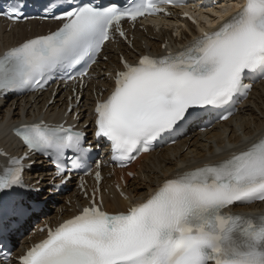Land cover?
Here are the masks:
<instances>
[{
  "label": "snow or ice",
  "instance_id": "1",
  "mask_svg": "<svg viewBox=\"0 0 264 264\" xmlns=\"http://www.w3.org/2000/svg\"><path fill=\"white\" fill-rule=\"evenodd\" d=\"M184 2L125 0L121 6L114 0L105 6L47 0L43 11L62 24L0 54V95L40 89L77 65L84 67L68 79L82 80L107 42L117 35L127 40L123 21L168 15L165 5ZM236 8L179 52L145 54L135 62L121 57L111 91L93 109L94 136L110 143L112 159L121 167L135 153L151 151L166 133L182 132L203 111L246 94L248 77L264 79V0H243ZM0 15L19 21L21 7ZM15 135L29 151L21 156L0 151L7 161L0 166V226L33 211L17 192L25 187L24 161L31 154L50 158L66 182L92 151L85 133L74 126L40 120L20 125ZM95 179L102 180L98 170ZM255 201H264V138L226 159L176 173L123 211H106L103 197L98 202L93 191L88 206L55 228L47 227V237L20 256L19 264H264V214L226 211Z\"/></svg>",
  "mask_w": 264,
  "mask_h": 264
},
{
  "label": "bare ground",
  "instance_id": "2",
  "mask_svg": "<svg viewBox=\"0 0 264 264\" xmlns=\"http://www.w3.org/2000/svg\"><path fill=\"white\" fill-rule=\"evenodd\" d=\"M176 22L182 23L178 18ZM168 24L176 25V28L171 29L167 26L153 27L147 25L143 30L135 31L133 52L129 51L125 46H119V50L123 51L127 57H136V52H145L147 49H152L159 52L162 43L166 39L172 46L183 42V38L194 32V28L189 23H184L178 26L176 23ZM33 26V24H31ZM27 28H17L12 33L6 32V29L0 30V51L13 46L15 42H20L27 38ZM179 29V30H177ZM177 30V32H176ZM172 33L175 37L172 36ZM179 35V36H178ZM122 52V53H123ZM135 52V53H134ZM111 64H115V59H110ZM109 72L108 63H103L97 73L95 81L90 84L89 89L84 88L82 104L77 108L80 113V118L86 117L90 110V104L94 95H99L103 92V87L108 86L109 81L105 79L103 68ZM68 89L60 88L54 103L50 105L46 112L47 119L57 117L55 110L60 109L65 105L63 97L69 95ZM50 93H45L38 97L33 102L25 100L23 103L18 100H12L10 103L0 104V145L12 151L19 150V146L15 143L11 136L10 130L22 122L25 118L38 117L41 111L45 109ZM60 119V116H59ZM88 122V119L86 120ZM84 122V123H86ZM264 134V84L256 86L252 93V98L245 104L243 112L234 120L225 122L219 125L218 128L211 129L209 133H196L191 138L183 140L180 145L172 148H167L159 154H151L144 157V161L140 163V174L144 177V181L136 179L128 182V194L132 202L145 199L153 188L162 182L166 177L179 172L188 167H194L210 160L223 158L231 151L238 149L253 142L256 138ZM81 200L80 196L76 197ZM105 205L110 210L124 208L125 204L119 198L113 200L107 199ZM253 210H264V205H259L252 208ZM46 214L47 219H54L57 213L54 208ZM65 216V215H63ZM63 218V217H62ZM24 240L23 244H26ZM21 244L20 249H23Z\"/></svg>",
  "mask_w": 264,
  "mask_h": 264
},
{
  "label": "rangeland",
  "instance_id": "3",
  "mask_svg": "<svg viewBox=\"0 0 264 264\" xmlns=\"http://www.w3.org/2000/svg\"><path fill=\"white\" fill-rule=\"evenodd\" d=\"M179 36V35H178Z\"/></svg>",
  "mask_w": 264,
  "mask_h": 264
}]
</instances>
